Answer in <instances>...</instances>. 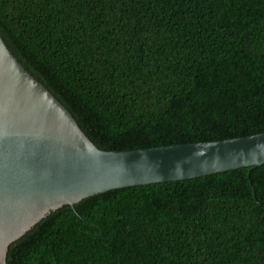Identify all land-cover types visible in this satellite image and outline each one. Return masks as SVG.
I'll list each match as a JSON object with an SVG mask.
<instances>
[{"label":"trees","instance_id":"obj_1","mask_svg":"<svg viewBox=\"0 0 264 264\" xmlns=\"http://www.w3.org/2000/svg\"><path fill=\"white\" fill-rule=\"evenodd\" d=\"M0 36L100 149L264 131V0H0ZM6 264H264V163L64 204Z\"/></svg>","mask_w":264,"mask_h":264},{"label":"water","instance_id":"obj_2","mask_svg":"<svg viewBox=\"0 0 264 264\" xmlns=\"http://www.w3.org/2000/svg\"><path fill=\"white\" fill-rule=\"evenodd\" d=\"M264 163V131L133 150L96 147L0 36V264L9 244L64 204L111 189Z\"/></svg>","mask_w":264,"mask_h":264}]
</instances>
